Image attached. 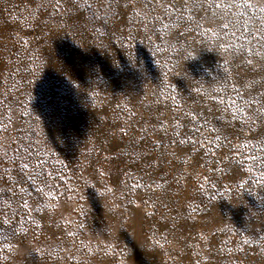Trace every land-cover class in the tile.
<instances>
[{
	"label": "rangeland",
	"instance_id": "1",
	"mask_svg": "<svg viewBox=\"0 0 264 264\" xmlns=\"http://www.w3.org/2000/svg\"><path fill=\"white\" fill-rule=\"evenodd\" d=\"M211 2L0 0V264H264V0Z\"/></svg>",
	"mask_w": 264,
	"mask_h": 264
},
{
	"label": "snow or ice",
	"instance_id": "2",
	"mask_svg": "<svg viewBox=\"0 0 264 264\" xmlns=\"http://www.w3.org/2000/svg\"><path fill=\"white\" fill-rule=\"evenodd\" d=\"M57 3H59V0H57ZM210 5L211 6H215L214 5V0H212ZM89 7H90V5H89ZM262 22H264V20H262ZM165 27H167V26H165ZM261 31L264 32V28H262ZM236 118H242V116L238 113ZM247 119H252V117H247ZM2 130L3 129H0V131H2ZM23 167L27 168L28 165H24ZM3 191H4L3 189H0V193H2ZM21 191H23V189H21ZM0 203H2V202H0ZM19 231H24V229L20 228ZM6 240H7V237H4V236L0 235V245H3V247H7ZM0 250H2V248H0Z\"/></svg>",
	"mask_w": 264,
	"mask_h": 264
},
{
	"label": "clouds",
	"instance_id": "3",
	"mask_svg": "<svg viewBox=\"0 0 264 264\" xmlns=\"http://www.w3.org/2000/svg\"><path fill=\"white\" fill-rule=\"evenodd\" d=\"M242 7H248V5H242ZM259 12H264V7L257 9Z\"/></svg>",
	"mask_w": 264,
	"mask_h": 264
}]
</instances>
